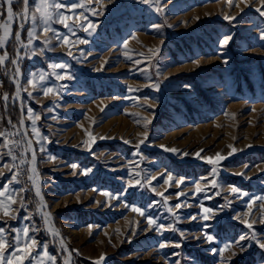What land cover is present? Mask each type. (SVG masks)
I'll use <instances>...</instances> for the list:
<instances>
[{"label": "rangeland", "instance_id": "1", "mask_svg": "<svg viewBox=\"0 0 264 264\" xmlns=\"http://www.w3.org/2000/svg\"><path fill=\"white\" fill-rule=\"evenodd\" d=\"M62 2L84 5L72 11L49 9L54 13L51 28L68 36V44H61L51 31L44 33L38 18L39 38L25 48L32 22L25 23L16 41L23 21L15 17L12 35L0 49V55L6 50L9 57L0 65V130L19 129L21 134L9 139L31 140L37 157V173L31 163L21 166V183L10 184L12 173L0 167V189H9L6 196L13 188L24 189L14 197L16 204L5 200L0 206V228L7 240L27 227L38 245L46 244V252L56 257L53 262L41 255L44 264H65L64 249L48 228L49 213L69 246L72 264H96L101 255L106 257L103 264H264V250L255 242L242 253L233 243L252 231L264 241V202L251 201L264 196V16L256 11L258 0H162L167 3L163 14L138 0ZM13 5L14 12L23 10L22 4ZM28 7L31 14L33 0ZM93 8L102 14L94 16ZM60 12L72 16L67 22L71 29L56 22ZM81 12L96 25L89 32L79 27L87 23L77 19ZM225 15L236 20H225ZM5 19L0 17V23ZM225 35L233 39L222 45ZM49 37L51 44H45ZM17 56L21 96L13 100L19 75H14L11 60ZM53 64L67 67L53 69ZM53 72L74 78L57 80ZM31 73H43L46 83H41L53 92L46 96L39 86L27 84ZM4 93L8 101L2 99ZM14 106L20 112L15 128L13 122L8 124ZM39 137L47 139L38 143ZM161 145L177 151H165ZM5 152L7 148L0 147V153ZM218 153L225 159L217 164L203 159ZM16 154L21 156L23 147ZM26 157L30 161L31 152ZM4 163L12 161L4 156L0 165ZM168 173L173 180L165 183ZM180 179L183 184L177 183ZM212 179L217 187H212ZM196 184L203 191L196 193ZM232 186L249 195L232 193ZM181 191L185 195L177 196ZM21 196L26 209L19 207ZM3 207L9 208V216L3 215ZM204 208L213 211L204 213ZM193 215L197 218L189 219ZM204 215L210 219L203 220ZM145 217L155 223L149 225ZM253 221L250 230L246 225ZM202 233L214 240L192 238ZM161 243L168 246L160 248ZM175 243L182 246L176 248ZM230 243L222 256L212 251ZM32 251L35 257L40 248Z\"/></svg>", "mask_w": 264, "mask_h": 264}, {"label": "snow or ice", "instance_id": "2", "mask_svg": "<svg viewBox=\"0 0 264 264\" xmlns=\"http://www.w3.org/2000/svg\"><path fill=\"white\" fill-rule=\"evenodd\" d=\"M29 2L30 0H0V9H3V11H0V17H3L6 15V19L3 21V23H0V28L3 29L2 34H0V49H4L5 45L7 44V42L9 41L12 33H11V24L14 20L15 17H20L21 20L23 22L18 23V28L19 30H23L25 27V23L30 19L32 22V28L28 31V45H23L25 48H27L29 45L33 44V39L36 38L38 39L39 37H37V33H36V24H37V20L38 18L40 20H42L44 28H43V32L47 33L49 31L53 32V35L56 36V39L60 41L61 44H68L70 42L69 37L68 36H59L58 34L55 33V30L51 28L50 26V22L52 21L53 18V14L52 12L49 11L50 8L52 9H68L69 11L75 10L79 7H83V4H78V3H73L71 5H67L65 3L62 2V0H33V10L31 12V14L29 13ZM89 2H91V0H89ZM139 3L148 5L149 7L154 8V10L158 13L163 14L164 9L167 7V3L162 2V0H138ZM229 4L232 3V0H228ZM14 3H18V4H22L23 10L21 12H14L13 11V7L12 5ZM258 3L260 4V7H256V11L259 12L262 16H264V11H262L261 9L264 8V0H258ZM237 7H239V5H236ZM92 14L95 15H100L102 14L101 12H99L98 10H96L95 8L91 9ZM243 11V9L241 10ZM37 14H39V17L37 16ZM80 17L83 18L84 21H87L86 24L81 23L79 24V27L83 29V31L85 32H89L90 29H93L96 27V25L90 21L88 19L87 16H85L82 12L78 14L77 19H79ZM72 19V16H70L69 14H67L66 12H60L59 15L56 18V22L63 24L66 28H72V25H69L67 22ZM225 20H229V21H234L236 20L235 16H229V15H225L224 16ZM154 27L159 28L161 27L160 25H154ZM72 34L74 35L75 33L72 32ZM260 38L264 39V32H262L260 34ZM233 39V37L231 35H225L222 40H221V44L222 45H227L231 40ZM15 40L16 41H20L21 40V36H20V31H17L15 34ZM81 43H88L87 40H82L80 41ZM45 44H51V38H46L44 40ZM44 49H41V52H43ZM69 55H71V52L68 53ZM9 57L7 55L6 50L4 51L3 55H0V65H2L5 60H8ZM18 59L19 56H17L16 59L11 60V63L15 66V73L14 75H19L20 74V67L18 64ZM137 63H139L137 61ZM224 63H228L227 60L224 61ZM51 67L53 69H65L67 66L64 64H53L51 65ZM7 71V70H6ZM53 75L56 76L57 80H65V79H73L74 77L67 73L64 72L63 74L61 73H56L53 72ZM45 82L46 83V76L43 73H31L30 74V79H28L27 84L31 85L33 89L37 88V86H39V88L43 91L44 95H48L49 93L53 92V88L52 87H46L45 83H41V82ZM2 83V82H0ZM61 87H66V85H61ZM155 87L158 89L159 85H155ZM19 91H20V87L19 85H17V95L16 97H13V100L17 99L19 97ZM24 91L28 92L29 96H32V92L28 91L27 87L24 88ZM57 94H59V90H56ZM2 99L4 101H8L9 96L7 93H4L2 96ZM29 114L32 113V109L29 108L28 109ZM38 119V117H37ZM22 123V122H21ZM8 124H12V121L9 119L8 120ZM33 124V130L35 131V120L32 121ZM12 127H16L15 125H12ZM20 130L18 129L15 133L12 132H8L7 130H0V147H5L7 148V152L5 153H0V159H2L4 156H7L11 159L12 163L8 164V163H4L2 165H0V167L2 168H7L9 172L12 173V175L9 178V183H21V181L18 179V176L23 174V170L21 168L22 165L31 163L32 164V168L31 171L33 173H35L36 169H35V162H36V149H34L32 147V141L31 140H27L25 141L23 139V136L21 137V140H13V139H9L10 136H15V135H20ZM26 135V132H25ZM37 135L39 136V134L37 133ZM145 138L146 134H145ZM47 137H39V139L37 140V142L39 143L40 140H46ZM127 142V141H126ZM140 143H144V140H141ZM23 147V154L21 156H17L16 154V149L17 148H21ZM162 148H164L165 151H170V152H176V149H172V148H165L163 145H161ZM233 152L236 151L235 148L232 149ZM39 151L43 152L45 151L43 144H41ZM202 151V150H201ZM28 152H31V160L29 161L26 157V154ZM183 155L187 156L188 153L185 152L183 153ZM195 155L197 157H200V152H196ZM50 159H54L53 157H49ZM203 159H206L207 162L209 164H217L219 161L225 159V157L221 156L219 153L216 155L215 158L213 157H203ZM19 160V163L17 164L16 161ZM70 167H72L73 169H75L77 167V165L73 164ZM15 169V171H13ZM215 169H213V172L215 173ZM75 174V173H73ZM4 175V173L2 171H0V177H2ZM239 175H244V173H239ZM29 179H33V177H29ZM152 179H156V177H151L148 181V183L150 184ZM173 180V177L170 173L167 174V179L165 180V183H167L168 181ZM137 184L140 183L139 180L136 181ZM178 184H183L184 180L180 179L178 182ZM212 187H217L216 184V180L212 179L210 181ZM153 191H155V188L152 189ZM24 191L23 187H21L20 189H15L13 188L11 190V193L9 195H5L6 192H9L8 188H4V189H0V197H3L4 200H0V206L4 205V201H8L9 204H16L17 201L14 198L18 193H22ZM195 191L196 193H200L201 191H203V189H201L200 184H196L195 185ZM230 191L232 193H240L243 196H248L249 194L247 192H241L240 189H238L235 186H232L230 188ZM37 194H39V188L37 187ZM105 195H108L107 193H105ZM160 195H163V193H160ZM185 195V193L183 191L177 193V196H183ZM118 198V197H116ZM255 200H260L262 202H264V196H258V197H253L251 198L252 202H255ZM182 205L181 204H177L175 207L176 208H180ZM249 207L251 206V204L248 205ZM19 207L20 208H27V203L24 201L23 197L21 196L20 198V203H19ZM15 211V209L13 210ZM133 211L139 212V214L141 216H144L145 213L139 209V208H133ZM169 211L172 212L173 209L169 208ZM204 213H211L213 210L209 209V208H204L203 209ZM3 215L4 216H9V208L8 207H3ZM173 215H175V213L173 212ZM197 217L195 215L189 217V219L191 220H195ZM145 219L148 221L149 225H152L155 223V221L151 218V217H145ZM210 217L208 215H204L203 216V220L207 221L209 220ZM261 222H264V218H262ZM256 223V221H253L252 223H247V228L252 230L253 229V224ZM157 229H163L165 228V225L163 224H156ZM205 227H207V225H205ZM13 231H17L15 229H13ZM32 231H37V229H33ZM181 237L184 236L183 231L180 232ZM250 236V240H249V244L247 245H243L240 244V241H244L246 238H249ZM195 240H201L203 239L204 242L206 243H211L214 240L213 235L211 234H207V233H202V235L197 236V235H193L192 237ZM23 241V242H22ZM255 242L258 247L261 250H264V241H261L258 238V235L252 231L250 234H243L241 235L237 241L233 242L237 245H239L240 247V251L241 253L246 251L248 248L251 247V243ZM39 247L40 251L36 253V256L33 257V251L32 249L34 247ZM160 248H164L167 247L168 245L166 243H161ZM176 248H180L182 245L180 243H175L173 245ZM232 247V244H226L224 246V248L216 250L213 249L212 251L214 252V254L217 255H223V252L225 249H229ZM8 249H11L10 252H8ZM47 245H38V241L36 240L35 236L30 235L29 233V228H24L22 235L18 234L16 236L13 237V240L10 242L9 240H7L6 236H5V229L0 228V264H24L25 260L28 259H37L38 260V264H44L43 260H40L39 257L41 255L44 256H48V259L51 261H55L56 257L55 256H50L47 252ZM235 254V253H234ZM174 255L179 256V253H175ZM106 257L104 255H101L99 257V259L96 261V264H103V262L105 261Z\"/></svg>", "mask_w": 264, "mask_h": 264}, {"label": "water", "instance_id": "3", "mask_svg": "<svg viewBox=\"0 0 264 264\" xmlns=\"http://www.w3.org/2000/svg\"><path fill=\"white\" fill-rule=\"evenodd\" d=\"M21 34H22V31L20 30V36H21ZM17 82H16V87H17ZM20 96H21V91H19V98H20ZM33 147V146H32ZM35 165H36V162H35ZM36 173H37V171H36ZM42 199V198H41ZM42 203L44 204V207H46V204H45V201L42 199ZM46 216H47V220H48V228H49V230H52V231H54L55 233H57L58 234V236H59V240H60V244H61V246L63 247V249H64V252H65V254H66V256H67V261H68V264H72V254H71V252H70V249H69V246L66 244V242L63 240V238H62V236H61V234H60V232H59V230L56 228V226H55V224H54V222H53V219H52V217H51V215L49 214V213H47L46 214ZM66 261V262H67ZM66 264V263H65Z\"/></svg>", "mask_w": 264, "mask_h": 264}, {"label": "trees", "instance_id": "4", "mask_svg": "<svg viewBox=\"0 0 264 264\" xmlns=\"http://www.w3.org/2000/svg\"><path fill=\"white\" fill-rule=\"evenodd\" d=\"M12 7H13V9H16V5H13ZM24 35H25V32L23 33V36ZM13 39H14V37H13ZM9 50L12 51V53H13V47H9ZM9 111H10L9 112L10 120L14 123V125L17 126L18 125L19 115H20V112H19L17 106H14L13 108H10Z\"/></svg>", "mask_w": 264, "mask_h": 264}, {"label": "bare ground", "instance_id": "5", "mask_svg": "<svg viewBox=\"0 0 264 264\" xmlns=\"http://www.w3.org/2000/svg\"><path fill=\"white\" fill-rule=\"evenodd\" d=\"M21 78H22V77L19 75V76H18V80H17V81L19 82V84L17 83L19 86H20ZM35 176H36V175H35ZM35 179H36V178H34V180H35ZM50 233H51L54 237H56L57 239L59 238L58 234L55 233L54 231L50 230ZM58 240H59V239H58ZM59 241H60V240H59ZM66 261H67V260H66ZM66 264H68V261L66 262Z\"/></svg>", "mask_w": 264, "mask_h": 264}]
</instances>
